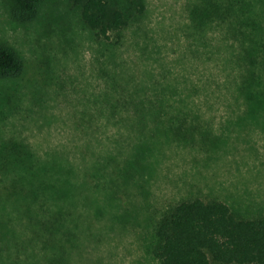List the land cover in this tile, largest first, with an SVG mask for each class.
Masks as SVG:
<instances>
[{
	"label": "rangeland",
	"instance_id": "374dc122",
	"mask_svg": "<svg viewBox=\"0 0 264 264\" xmlns=\"http://www.w3.org/2000/svg\"><path fill=\"white\" fill-rule=\"evenodd\" d=\"M199 2L147 0L117 41L85 27L74 0H44L27 24L0 0V42L22 61L0 79V145H26L52 179L1 203L0 264H159L160 220L196 198L264 217V105L238 90L247 58L264 89V0H233L202 38Z\"/></svg>",
	"mask_w": 264,
	"mask_h": 264
},
{
	"label": "trees",
	"instance_id": "16d2710c",
	"mask_svg": "<svg viewBox=\"0 0 264 264\" xmlns=\"http://www.w3.org/2000/svg\"><path fill=\"white\" fill-rule=\"evenodd\" d=\"M11 18L22 24L34 22L44 0H9ZM80 6V19L85 27L103 40L122 34L133 18L145 15L147 0H126V7L114 6L109 0H74ZM236 15V4L228 0H200L189 11V21L202 38L206 28L224 25ZM230 31L236 29L231 24ZM254 49V47H252ZM258 54V50L254 49ZM247 63L246 58H243ZM239 93L248 106L264 105V89L252 69V61ZM22 71L19 54L8 44L0 42V79H16ZM262 80V79H261ZM135 100V99H133ZM138 104L135 102L133 104ZM136 104V105H137ZM135 107L137 115L144 111ZM144 125H137L139 131ZM180 134L181 131H176ZM1 183L0 208L4 200L36 199L52 179L41 165L35 163L27 146L10 141L0 145ZM7 199H6V198ZM1 216V213H0ZM5 223L0 217V231ZM153 256L159 264H264V217L253 219L237 215L225 203L215 199L196 198L172 207L160 220L156 232Z\"/></svg>",
	"mask_w": 264,
	"mask_h": 264
}]
</instances>
